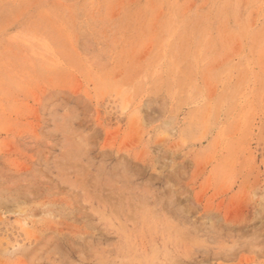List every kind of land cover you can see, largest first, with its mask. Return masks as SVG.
Listing matches in <instances>:
<instances>
[{
    "label": "rangeland",
    "instance_id": "rangeland-1",
    "mask_svg": "<svg viewBox=\"0 0 264 264\" xmlns=\"http://www.w3.org/2000/svg\"><path fill=\"white\" fill-rule=\"evenodd\" d=\"M0 264H264V0H0Z\"/></svg>",
    "mask_w": 264,
    "mask_h": 264
}]
</instances>
